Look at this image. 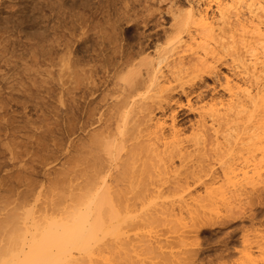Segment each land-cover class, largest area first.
Masks as SVG:
<instances>
[{"label": "bare ground", "instance_id": "bare-ground-1", "mask_svg": "<svg viewBox=\"0 0 264 264\" xmlns=\"http://www.w3.org/2000/svg\"><path fill=\"white\" fill-rule=\"evenodd\" d=\"M151 1H154V0H151ZM186 1L189 4V6L187 5L189 7L188 11L185 9L186 12H184L185 10L182 12L183 9L182 10L180 9L181 10V12H180V10L177 11L179 9L178 8L174 11L171 10V12H169L171 19H172V24H171V27L169 29L170 31H167V35L169 34L168 35L169 37L166 35L168 37L167 42L165 41L167 43L166 47H163V49L161 48L162 50L159 49L161 51L160 52L158 51L159 53H157L158 57L156 59H158V61H157L155 68L152 69V67H153L152 64L155 62V59L154 60L151 59L149 62L146 61V63L149 64V66L146 65L147 68L150 67V64H151V67L149 69L150 70L152 69L151 71L149 70L150 72H148V69L145 68L146 72L150 73V75H146V73L144 72L145 77L147 76L146 78L144 76H140V75H142V74H140L141 72H138V75H137V73H135L134 74V76L136 75L135 78H133V74H130L131 76H128V77L126 76L127 81L124 80V83H126L127 85L122 84V85H125L123 90H122L123 86L119 85L120 89L119 88L118 89L120 91L121 90L122 91H121V93H118L119 92L118 91L116 94L117 96L115 95L116 96L115 98H117V97H119V94H120V98L115 100V101L113 100L114 104L111 103V106H112L111 108L109 105H108L109 107H106V108H110V109L109 110L105 109L108 111V112L104 111V112H107V114L105 113L106 114L105 116L102 115L103 113L100 114V115H102V119L99 118V120L101 122L100 129H97V131H96L95 130L96 128H95L94 132L91 130L92 132L90 135H88L89 137L87 135L86 136L88 138L85 136L86 140L84 138L83 142L81 144H78V143H77V145L74 144V148H73L74 151L72 150L74 153H72L73 154L72 157L69 156V157H71V160H70V158H68L69 163L67 162L68 165L66 164L67 165V166H65L66 169H63V170H65L64 173L62 174L63 171L61 170L60 171L61 173L59 172L57 174L58 176H60L62 174L63 176L61 175L60 177H63V178L60 179V177L56 178L54 176V177H52V178H55V181L53 180L54 182L51 180L52 178L50 179L51 184H50L49 190H48L50 197L47 198L49 196V194L47 193L48 194V196L46 194L47 199L46 200L43 199V203L40 206L38 205V207H39L38 210H36L37 205L35 207L36 209L29 208V206L33 205L30 202H28V203L31 205H29L28 207H26V204H24V206H21L22 201H20V200L19 201L21 203L18 200L17 201L21 205L20 206L19 205L14 206L13 203H11V201L9 202V200H11V199L6 200L7 203H6V201H5V203H6V205L7 204L10 205L12 208L9 207L8 205H7L8 207L5 208L4 206H6V205L5 204L3 205L4 201L2 200L3 202H2V204H0L1 208L4 207L3 210L5 209V211L6 210L8 211L11 208V211L5 212L2 210V212L7 213V214L5 215L3 213L2 216L4 215L6 218L2 217L4 219L0 220V264H134V263L139 264L138 258H136L137 261L134 262L136 260L134 258V256L137 254L138 250H139L138 253L141 251L142 254L144 253L148 256L149 255L152 256L154 254L153 257H155V258L153 260H156V256H158V254H160L162 256L167 254L165 256L169 255V257H170L169 252L166 253L164 250L166 248H169V247L171 248L170 245L175 246V244L176 245L180 244L183 247L184 242L181 241L176 236L175 237L178 239V241L174 237H172L178 242V243H175L176 241H174L175 244L172 243L173 241H170L171 243H169L167 240H163L159 237L154 238V240H151V238H150V240H149L148 236L150 234L149 235L145 234V236L144 235L139 236L140 237L139 241H137L136 238L132 237L133 238L132 243L134 242V240L136 242H139L138 244L135 242L137 245L133 244V247L135 246L134 248H138V249H133V247L131 246V243L129 241L131 236L128 237L126 235V233H127L126 229L131 227V226L132 227L134 226L133 229H136L137 227H138L137 229H139V228L142 229V226L144 225V226H146V227H144V230H145L146 228L148 229V225H150V224H151L150 226L153 227V225H155V224L157 225V223H160V225L158 224L157 226H154V227L157 229L159 227H161V229H163L166 225L169 226L170 224L175 225V223H179L180 219H182V217L184 215L183 211L187 209L185 211V215L187 212L189 217H190L191 221L189 219L188 220L191 222V225L189 224V226L191 227L192 230L191 231L190 230L184 231V230H186L185 227L187 226V224H184V223L182 225L183 226L186 225V226L183 227L180 225L182 228L179 227L178 229L184 228V230H183L184 232L183 231L182 232L180 231V232L182 234L186 233V234H183L184 235L183 237L181 236L182 238H184V240L187 239L185 241V243L187 241L189 242L190 239L188 237H189V235H191L193 233L197 237H193L192 236L193 234H192L191 235L192 238H191V236H190V238L192 240L194 238H196L193 242H195V243L197 242L196 244H198V243H200L198 241H200L201 239L198 240L200 237H198V235H196V233L197 234L206 233L205 231H208V230H209V232L210 231L212 232V231H215L218 227L224 228L226 223L228 225L230 222L236 221L240 216L243 217L245 212H242L243 208H242V211H241V209H239L240 206H238V205H240V204H237V203L243 202L242 198L243 199L245 198L244 195L251 197L249 195L251 194L252 189L249 190L247 188V186H251L253 189H255L256 186H257V188H259L260 187L259 184L261 185V183H262V182L260 183L259 181L263 180V178H264V165H262L263 164L262 162H264V160L263 161L260 160V161H262L261 162L262 164H258L257 162L254 163L253 164L254 167H251V168H253V170L252 169L251 170L250 169L249 170L244 169L243 164H242V166H237L239 164L233 163L234 162L233 159H235L236 156H237V159H235V160L239 161V158L241 159V155H242V154H240V153H242L241 150H243V153L249 152V155L247 154L244 156V157L247 156L246 158H243V160L241 159L242 161H245L246 159L250 158V156L252 158V156L255 155L256 152H261L260 155L263 156V158L261 157V159H264V0H186ZM125 2L126 1H122V4H119V5H123V3L124 4L128 3V2L127 3H125ZM162 2H164V0L163 1L161 0V2H158V3H162ZM134 3H135V1H134ZM177 3L180 4V8H181V0H180V3L179 2H177ZM82 4H84V3L82 2ZM135 4H137V3H135ZM123 6H121V7H123ZM32 7H34V6H32ZM125 7H126V5H125ZM173 8L174 7H172V9ZM101 11H102V9H101ZM124 11H125L124 13L126 14V9ZM153 11H154V9H153ZM175 11H177V12H175ZM152 15H154V14H151V16ZM83 20H85V18ZM85 22H87V21L85 20ZM48 27H50V26H48ZM46 28H47V26H46ZM88 29H89V27H88ZM94 29H95V27H94ZM99 30H100V27H99ZM3 31H4V29H3ZM95 32H96V30H95ZM91 33L93 36V32H91ZM139 36H141V35H139ZM81 37H82V35H81ZM26 38H28V37H26ZM54 40H56V39H54ZM146 41H148V40L146 39ZM68 43H69V41L67 42V44ZM158 46H159V44H158ZM67 47H69V46H67ZM106 48H108V47H106ZM111 49H112V46H111ZM113 49H114V47H113ZM82 51H84V53H85L86 50L82 49ZM64 55H66V53ZM75 56H78V55H75ZM75 56L73 55V59ZM131 56H133V55H131ZM66 57H64V58H66ZM125 57H127V55H125ZM146 57H147V55H146ZM149 57H151V56H149ZM35 58H37V57H35ZM71 60H70V62L73 61V60L72 61ZM82 60H83V58H82ZM152 60L154 62L150 63V62H152ZM74 62H76V61H74ZM164 62L168 63V65L166 64V67H168L170 65V67H168V69L169 68L172 69V71H170V69H169L171 78L173 76H175L177 73L176 70H173V69H178L179 70L178 72L179 73L181 72L180 74L182 76L185 74L184 72H188L187 70L184 69V67L189 66L190 69L188 67L187 68H188V70H191L190 71L191 78L188 80V82H191V83L192 82L193 83L198 82L197 80H199V79L205 80V79H203L204 76H207V77L217 76V77H219L218 76L219 75L218 70L220 68L219 65H222L223 63L230 69L228 71L229 73H227L228 75L223 74L224 77H223V79H221L222 81L224 80L223 83L225 84V86H223V84H222V86L225 87V90H226L225 93H227V94H226V96H223V97H226V99L222 100L223 97H221L222 98V99L220 98L221 100L219 98L217 100H215L217 97H214L215 99H213L212 102H209L210 104L211 103L213 104V105H211V107L209 106L210 105L209 103H207L208 105L206 104L207 106L210 107V109L208 108L209 110L207 112L205 111L204 114H201V113H203L201 111H203L205 109L203 108V110H202L198 106L199 110H200L199 114H201V116H200L201 121H199L200 119L198 118L199 123L194 124V126L197 124V130L194 129V126H193L192 128L196 131H194L193 133L191 132L192 137L189 136V138L187 137L188 139H185L186 135L184 134V132H182L183 129L177 123V114L178 113H175V111H176L175 109L178 107V105L174 109L175 111L172 109V110H170L171 111L170 112L169 109L172 106H174L172 104L178 100L177 98H176L177 99L176 101L174 99V92L177 91V89L180 88L181 90L180 89L179 90L182 91V93L185 96H187L188 98L189 97L191 98V96L194 93L191 91H188V90H186V88H184V86L186 84L182 83L181 82L182 80L179 79V77L175 76V78L174 77L172 78L174 82H180V83H178V86H174V85H172V83H174V82H172L170 78L168 79L167 78L168 76L166 77L165 74H164L165 77L159 76V73L162 69L159 70L158 67L160 66V64L161 65H162V63L164 64ZM66 64L68 65V63H66ZM90 64H88V65H90ZM70 65L71 66L74 65V63L72 62V64L70 63ZM74 66L76 68V64ZM129 66H130V64H129ZM67 69H68L67 71H69L70 67L67 66ZM72 69H73V67H72ZM72 69H71V71H72ZM78 69H80V68L78 67ZM120 69H121V67H120ZM182 70H183V72H182ZM31 71H32V69H31ZM67 71H66V73H67ZM166 71L168 72V70H166ZM73 72H75V71H73ZM129 72H130V70H129ZM167 72H165V73H167ZM36 73H38V72H36ZM69 73H70V71L67 73V75ZM79 73L80 72L77 73L78 75L76 74L78 77H76V75H74V73H72V75L75 76V77L73 76L72 78H74L75 80L79 79ZM127 74H128V72H127ZM168 74H169V72H168ZM72 75H70V76H72ZM52 76H54V75H52ZM83 76H84V74H83ZM138 76H140V77H138ZM122 77H123V75H122ZM187 77H189V76H187ZM207 77H205V78H207ZM144 78L145 79L149 78V79H147V81H145ZM165 78L167 80H163V82H162L161 79H165ZM213 78H211V79L213 80ZM221 78H222V75H221ZM85 79H86V77H85ZM121 79H123V78H121ZM75 80L72 79V81H75ZM80 80H81V78H80ZM118 80L120 83L121 80L120 79H118ZM52 81H54V80H52ZM185 82L187 83L186 80H185ZM75 83H78V81ZM40 84H42V83H40ZM91 84H93V83H91ZM199 84H201V83H199ZM214 84H216V81L214 82ZM69 85H74V84H69ZM74 87H72V88H74ZM79 87H81V86H79ZM77 88H78V86H77ZM200 88H204V87H200ZM206 88L209 89V87H205V89ZM85 90H86V88H85ZM190 90H193V89H190ZM199 90H200L199 88H198V90H196L197 93ZM200 91L202 92L204 90H200ZM93 92H94V94L96 93L95 91H93ZM114 93H116V92H114ZM179 94H181V93H179ZM184 95H182V96H184ZM200 95H202V93ZM200 95H197V98L200 97ZM227 95H228V97H227ZM214 96H216V95L214 94ZM188 98H187V101L189 100ZM197 100L199 101L200 99H197ZM106 101H105V103H106ZM182 105H180L181 107L180 106L179 107L182 108ZM188 107L190 108V106H188ZM195 108L192 111L198 112V109L196 110ZM167 110L170 112L168 115H167ZM158 112H160L162 114V116L157 117L156 114H158ZM91 113L89 112L87 115L90 114L92 116L94 114V113H92V114ZM91 116L90 117L87 116V119L91 118ZM208 119L211 121L210 125L208 124L209 123ZM90 120H91V122L89 120H87V121L90 122L92 125H94L93 124L94 122L92 123L93 119H90ZM97 123L99 124L98 121H97ZM91 124H89V125L91 126ZM83 126H84V124H83ZM86 127H87V124H85V127H83V128H86ZM74 130H75V128L73 129V131ZM88 133H90V132H88ZM182 133L185 135L184 137H183ZM191 147L193 148V150H191V152H190L189 150ZM212 148L216 149L217 151L214 149L212 150ZM218 149L221 152H219ZM238 149H241L240 153H239ZM206 150H208V151L210 150L209 153L207 151L208 155L206 153ZM236 150L238 151L236 154L240 155V157L238 155H236L235 158L234 157L232 159L230 158V160H232V161H230L228 159L230 162H227V161L223 162L222 168L221 167L220 168L223 171L224 178L222 179L223 180L222 182L217 181V178H216L217 176L215 177V174H217L216 173L217 169L214 170L215 171V174H214V172L211 170L212 167L210 168L211 165L209 167H207L203 163V162H205L204 159H206L205 155L208 157L210 152H211V154H210V156H211V155H213L212 154L213 151H215V153L217 152L216 153L217 156H216V154H214L216 156L215 157L216 160L213 158L211 159V157H213V156H211V157L209 156L210 158L208 157V162L210 160L211 161H214V160L218 161L219 159L222 160V157H223L222 153L228 154V153L234 152ZM244 150H247V151L244 152ZM203 151L206 154H204ZM187 152L190 153L191 155L193 153L199 152V154L197 153L199 156H197V157L195 156V159L203 157V158H201L202 161L201 160L198 161V159H196L197 167L195 165L194 160H190V162L188 161L189 163L187 162V164L185 163V161H187L186 158L191 159L190 154H187ZM154 155L160 156L161 158L160 157L159 158L161 160L158 159L159 161L158 160L154 161L155 158H157L156 156L154 157ZM187 155H188V157H187ZM218 155L220 158L218 157ZM256 155L258 156V154H256ZM226 156H228V155H226ZM232 156H234V154ZM192 157H193V155H192ZM255 157L253 156V158H255ZM175 159H180V161H181V166L178 168H177V166H174V160ZM138 160L141 161L140 165H139V163L137 164ZM248 160L251 161V162H246L247 164L249 163L248 166L246 165V167L249 168L250 163L253 162L252 161L253 159L252 160L248 159ZM151 161L152 162L154 161L153 162L154 164L151 163ZM193 161H194V163H193ZM260 161H258V162L260 163ZM200 162H201V164H200ZM190 163H192V165L193 164L194 165L189 166ZM239 163H245V162L240 161ZM69 164H70V167H69ZM155 165H158V167L154 169L156 171V176L152 175V173L154 174V172L152 170H153V166H155ZM199 165H201V166H199ZM214 165H215V162H214ZM246 170H248V171H246ZM220 172H221V170H220ZM172 173H174V175H171ZM18 175L20 176V175H22V173L18 174ZM18 175H15V176H18ZM207 177H210V180L207 179V180H209L208 182L206 180ZM218 177H220V176H218ZM218 179H220V178H218ZM16 180L18 182V178ZM137 183H138V186L141 187L142 191L139 188H138L139 192L136 190L137 187L135 188V186ZM241 183H244V184H241ZM263 183H264V181H263ZM151 187H153V188H151ZM200 187L203 188L202 194L200 192L198 194V189ZM27 188H28V184H27ZM257 188H256V190H257ZM23 189L26 190L25 188H23ZM247 189L249 190V192ZM259 189L257 191L259 193V197L257 194V198H262L264 196V195L262 196L263 191L260 190L262 192L261 193L262 197H260ZM29 190L31 192V189H29ZM140 191H141L142 195H141ZM199 191H202V189ZM245 191H247L249 193V195H247V192H246V194H244ZM21 192H23V191H21ZM26 192H27V190H26ZM253 192H254V190H253ZM253 192H252V194H253ZM24 193H25V191L23 192V194ZM129 193L134 194L133 197L131 196V198H130L128 196ZM254 193H256V191ZM31 194L29 193L28 195H30V197H31ZM154 194H156V195H154ZM18 195L21 196L20 193ZM25 195L27 196V194H25ZM38 195H39L38 197H41V200H42V197L44 196V194H42V196H40L41 194H38ZM171 195H173V198L174 197L177 198V199L174 198V201H172L171 203H169V201H168V203L163 204L162 201L158 200V201H160V203L162 205H160V203H159V207L161 206V209H158L156 211L157 212L161 211V216H165V220H164V218H162L163 219V221H162L161 217L154 219L155 217L160 216L159 215L160 213L158 214V216H153V215H157L156 214L157 212L151 213V215L149 213H147V214H149L148 216H146V214H145L146 212H144V214H142L141 217L140 216H139V218L137 217L139 219V221L136 220V216L135 217L131 216V215H133L132 212L133 211L135 212V210H136L135 209L136 207L132 208L131 206L137 205L136 201H138L139 199L140 200L138 202L141 201V203H142V202H145V198H147L146 196H148V198H150V196H151V198L156 197V198H160L162 200L161 197H164V196L169 197ZM23 196L24 195L21 196L23 198L22 200H24V199L27 200L25 198L26 196H24V197ZM255 196H256V194H255ZM44 198H45V196H44ZM252 199H253V197H252ZM25 200H24V202H25ZM37 200L40 201V199H37ZM238 200H239V202H237ZM35 201H36V199H35ZM35 201H34V204H35ZM38 201H37V203L39 204ZM152 201H154V200H152ZM152 201H151V203H153ZM247 202H249V201H247ZM247 202H245V204ZM151 203L149 205H151ZM176 203H178L180 205L176 206L175 205ZM256 203H257V201H256ZM236 204H237V206H236ZM247 204H249V203H247ZM242 205H244V203ZM144 206H145V203H144ZM156 206H158V203ZM246 206L247 205H244L243 207H246ZM142 207H143V205H142ZM146 207H148V206H145V208ZM153 207H154V204H153ZM252 207H253V205H252ZM131 208L135 209V210L131 211L132 210ZM236 208L238 209V211L240 210L241 213H243V215H241V213H240V216H239L238 213L240 211L236 212V210H237ZM177 209L179 210V212H177ZM223 209L225 212L222 211ZM137 210L140 212V209H137ZM234 210H235V212H234ZM250 210L252 211V209H250ZM151 211H153V210H151ZM151 211H149V212H151ZM219 211L221 214L222 213H225V214L224 215L222 214L223 216H221L219 213H216ZM2 212H0V213H2ZM137 212H136V214H138ZM214 214H216V215H214ZM139 215H141V214H139ZM248 219L253 224L254 222H256L255 219H257V217L255 218L254 214H253V216L251 218H248ZM140 220L146 221L145 223H147L149 221V223H147L148 225L147 224L145 225L144 223H143V225H141V223H139V226L135 227V225H137L138 222H140ZM183 220L184 221H182V220L181 221L186 222L185 218H183ZM162 223L165 226L163 225V227H162L161 226ZM166 223H168V224H166ZM178 226H179V224L176 226V229ZM132 227L130 229L131 231H132ZM154 227H153V229H155ZM172 227L174 228V226H171L170 230L172 229ZM245 228H248V227H245ZM168 229L169 228L166 229V227H165V232H164V229L161 230L162 235L165 233L163 236L161 235L162 237L167 235V232L170 231V230L168 231ZM148 230H150V229H148ZM125 231H126V233H125ZM161 231L158 230V231H156V233L161 232ZM173 231H175V230H173ZM177 231H176V233H177ZM151 233H153V232H151ZM169 233H171V232H169ZM243 233H244V231H243ZM171 234H173V233H171ZM187 234H189V235H187ZM257 234H259V233H257ZM186 235L188 237H185ZM247 235L249 236L250 233H247ZM141 236H143V239H141ZM199 236H200V234H199ZM246 236L243 235V237H246ZM168 238H171L170 235ZM179 240H180V243H179ZM192 240L190 241L191 243L189 242L190 243L189 245H191V246L194 245L192 243ZM247 241H249V240H247ZM258 241L259 242L253 240V242H256V244L259 243L257 246H255L256 248L248 249L249 247L251 248V245H250L251 243L249 242L250 246L248 245L249 247H247V249L252 250V251L256 250V249L259 250V246H260L261 241L260 240H258ZM181 242H183V243H181ZM187 244L188 243L185 244V247L187 246V249H189ZM180 245H177V247H179ZM262 245L260 246V250H262L261 247L264 248V244H262ZM195 246H197V245H195ZM200 246H201V244H200ZM242 246H244V245L242 244ZM173 248H175V247H172V249ZM187 249L186 250L183 249V251L189 252V250H187ZM227 249H229V248H227ZM227 249H225V250H227ZM190 250H192V249H190ZM229 250H227V251H229ZM243 250H246V249L243 248ZM248 250L245 252H248ZM183 251H182V253H178V251L175 252V256H176L175 258H178L175 262L176 264H180L181 261L183 260V259H180V256L179 255L177 256L176 253L181 254V256L184 257V261H182V263L185 262V259L189 260V263L185 262L184 264H197V263L203 264V260L200 257H198V258H200L202 260V262H200V261L198 262L199 259L196 258L197 255H193L194 257L192 255H190L191 253H193L195 251H193V252L190 251L189 254H187V252H186V256H185V253ZM195 253L198 254V250ZM252 253L250 254L248 252V253H246L247 255L245 254L246 260L249 263H250L251 259H254L253 258L254 254H253V256H251ZM155 254H157V255H155ZM182 254H184V256ZM200 254H203V253H200ZM261 254L263 255V253H261ZM139 255L142 257L141 254H139ZM160 255L158 257L161 260L163 257L161 256L162 257L161 258ZM188 255L191 256V257L189 256L190 259L188 258ZM165 256H164V258L167 259ZM199 256H201V255H199ZM213 256L215 257L216 255L213 254ZM231 256H232V254L226 253V251L224 253L221 252V254H220V252H218V258L221 259V261H223L222 264H229L230 262L225 263V260H226L225 258H227V257L229 258ZM173 257H174V255H173ZM244 257L242 256L239 259H242V258L244 259ZM170 258L168 259V261L170 260ZM223 258L225 260H223ZM165 259L163 261L166 264V263H168V261H166ZM132 260H133V262H132ZM160 260H159V263H157V261H156V264H160L161 263ZM206 260H210V259H206ZM149 261H151V260H149ZM170 261H169V263H170ZM212 261L213 260L210 261L211 264H215ZM244 261H245V259L243 260V262ZM247 261H246V264H249ZM253 261H255V260H253ZM141 262H140V264H143ZM231 262H233V260ZM239 262H240V260H239ZM243 262L241 261L240 264L241 263L243 264ZM145 263H146V261H145ZM148 263L149 262L147 261L146 264H148ZM234 263H235V261L233 262V264ZM255 263L256 264L259 263L258 260H256ZM237 264H239V263H237Z\"/></svg>", "mask_w": 264, "mask_h": 264}, {"label": "rangeland", "instance_id": "rangeland-1", "mask_svg": "<svg viewBox=\"0 0 264 264\" xmlns=\"http://www.w3.org/2000/svg\"><path fill=\"white\" fill-rule=\"evenodd\" d=\"M47 1L46 0H0V57H1L0 58V204H2V202L4 201L3 205L4 204L6 205V203H7L6 200L11 199V200H9V202L11 201V203H13L14 206H17V205L20 206L21 205L20 201H22L21 206H24V204H26V207H28L29 205H31L28 203V202H30L33 204L32 205L33 207L29 206V208L36 209L35 207L37 205L36 210H38V208H39L38 205L40 206L43 203V199L46 200L47 198L50 197V194L48 192L49 186L51 184L50 181L51 180L55 181V178H52V177L55 176L56 178H59L64 173L65 170H63V169H66L65 166H67L69 163L68 158H70V160H71V157L73 155L72 153H74L73 152L74 151V149H73L74 144H76V145H77V143L81 144L83 142L84 138L86 140V137L88 135H90L92 131L94 132L95 128H96L95 129L96 131H97V129H100L101 122H100L99 118L102 119V115L105 116L107 114L108 111L105 109L109 110L112 107L111 103L114 104L113 100L115 101V100L120 98V94H119V97H117V98H115V97L117 96L116 95L117 92L119 91L118 93H121L124 86L127 85L126 83H124V80L127 81L126 76L128 77V76H131L130 74H133V78H135L136 75L134 76V74L137 73V75H138V72H141L140 74H142V75H140V76L145 77V73H146V75H150V73L146 72L145 68H147V66H149V64H147L146 61L149 62L151 59H153V60L155 59V62L153 60H152V62H150V63L154 62L152 64V66H153L152 69L155 68L157 61H158V59H156L158 57L157 53H159L163 49V47H166L167 38L169 37L168 36L169 34L167 35V31H170L169 29H170L171 24H172V19H171L169 12H171V10L174 11L178 8L179 9L177 11H179L180 9L181 10L183 9L182 12L185 9L187 11L189 9V7H188L189 4L187 3L186 0L185 1L181 0V8H180V4L177 3V2L180 3V0H166V1L164 0V2H162L163 4L158 3V2H161V0H154V1H151V0H122V1H126L125 3L128 2L127 4L123 3L124 6L119 5V4H122L121 0H47ZM134 1L137 4H135ZM82 2L84 4H82ZM125 5H126V7H125ZM32 6H34V7H32ZM121 6H123L126 9V14L124 13L125 9ZM172 7H174V8L172 9ZM158 8L159 9L161 8V9L159 10ZM101 9H102V11H101ZM153 9H154V11H153ZM181 10H180V12H181ZM186 10L184 12H186ZM177 11H175V12H177ZM151 14H154V15L151 16ZM84 18L87 22H85V20H83ZM46 26H47V28H46ZM48 26H50V27H48ZM88 27H89V29H88ZM94 27H95V29H94ZM99 27H100V30H99ZM3 29H4V31H3ZM95 30H96V32H95ZM90 31L93 32V36H92V33ZM81 35H82V37H81ZM139 35H141V36H139ZM26 37H28V38H26ZM54 39H56L57 41ZM146 39L148 41H146ZM68 41H69V43L67 44ZM90 44L91 45L93 44V45L91 46ZM158 44H159V46H158ZM67 46H69V47H67ZM111 46H112V49H111ZM106 47H108V48H106ZM113 47H114V49H113ZM82 49L86 50L85 53H84V51H82ZM159 49H161V50H159ZM65 53H66V55H64ZM73 55L74 56L78 55V56H75L73 59ZM125 55H127V57H125ZM131 55H133V56H131ZM146 55H147V57H146ZM149 56H151V57H149ZM35 57H37V58H35ZM64 57H66L67 59ZM82 58H83V60H82ZM69 59L73 60V61L72 60L71 61L74 63V65L76 64V68L74 65H72V66L70 65V63L72 64V62H70ZM74 61H76V62H74ZM65 62L68 63V65ZM88 64H90V65H88ZM129 64H130V66H129ZM166 64L168 65V63L164 62V64L162 63V65L160 64V66L158 67L159 70L162 69L159 73V76L165 77V75H166V77L168 76L167 78L168 79L170 78L172 82H174L172 79L173 77L174 78H175V76L179 77V79L182 80V81L181 80L180 81L182 83L186 84L184 86V88H186V90L194 93L191 96V98L190 97L188 98L187 96H185L182 93V91H180L181 90L180 88H179L180 90L177 89L178 92L177 91L174 92V99H175V101L178 99L179 101L177 100L176 102L177 103L179 102V103L177 104L174 101L176 104L173 103L172 104V105H174V106H172L173 108L171 107L169 109V111L172 109L174 110L177 105L179 107L180 105L183 104L182 108H180L181 107L180 106L179 107L180 109L178 107L175 109L177 112L175 110L174 111H175V113H178L177 114V123L183 129L182 132H184V134L186 135L185 139H188L189 136L192 137L191 134L197 130V124L195 126H194V124L199 123V121H201V118H200L201 114H204L205 111L207 112L210 109L211 105H213L212 103L210 104L209 102H212L213 99H215L214 97H217L215 99V100H217L218 98L220 99L221 97L226 96L227 93H225L226 90H225V87H223V86H225V84L223 83L224 80L222 81L221 79H223L225 74L229 73L228 71L230 69L223 63L226 67L223 64L222 65L225 68L222 65H219L220 66V68H219L220 71L218 70V72H219L218 76L219 77L215 76L216 77L215 78L213 76L215 78L214 79L213 77L204 76L203 79H205V80H202V79H199L200 81L197 80L199 83H201V84H199L198 82H194V83L188 82V80L191 78V76H190L191 70H188L189 66H187L188 68L186 66L184 67V69L188 71V72H184L185 74L183 73L185 76L184 75L181 76V74H180L181 72L179 73L178 69H173V70H176L177 73L175 76H173L171 78L170 71H172V69L169 68L170 69V71H169L168 67H170V65L168 67H166ZM66 65L68 67H70V69H69L70 75H72V73H74V75H76L78 72H80L79 73V79H76L78 81V83H75L77 81L74 78H72L74 75H72V76H70L69 74H68L69 76L67 75V73L69 71H67L68 69H67ZM142 66L143 67L145 66V67L143 68ZM72 67L74 70L72 69ZM78 67L80 69H78ZM120 67H121V69H120ZM150 67H151V64H150ZM150 67L147 68L148 72H150L152 70V69L151 70L149 69ZM31 69H32V71H31ZM71 69H72V71H71ZM129 70H130V72H129ZM166 70H168L169 74ZM66 71H67V73H66ZM73 71H75V72H73ZM36 72H38V73H36ZM127 72H128V74H127ZM165 72H167V73H165ZM182 72H183V70H182ZM83 74H84V76H83ZM220 74L222 75V78H221ZM52 75H54V76H52ZM77 75H76V77H78ZM122 75H123V77H122ZM186 75L189 77H187ZM140 76H138V77H140ZM85 77H86V79H85ZM120 77L123 79H121ZM205 77H207V78H205ZM80 78H81V80H80ZM209 78L210 79L213 78V80L212 79L210 80ZM72 79L75 81H72ZM118 79L121 80L120 83H119ZM147 79H149V78H147ZM147 79H145V81H147ZM52 80H54V81H52ZM161 80L163 82V80H167V79L165 78V79H161ZM185 80L187 81V83L185 82ZM215 81H216V84H214ZM40 83H42V84H40ZM91 83H93V84H91ZM178 83H180V82H174V83H172V85L178 86ZM69 84H74V85H69ZM122 84H125V85H122ZM222 84H223V86H222ZM119 85L123 86V87L121 86L122 87L121 91L119 90L120 89ZM77 86H78V88H77ZM79 86H81V87H79ZM72 87H74V88H72ZM200 87H204V88H200ZM205 87H209V89L208 88L205 89ZM85 88H86V90H85ZM198 88L200 90H204L202 92L199 90L202 93V95H200L201 93L199 91L197 93L196 90H198ZM190 89H193V90H190ZM93 91H95L96 93L94 94ZM114 92H116V93H114ZM176 92L178 94L179 93H181V94L178 95ZM214 94L216 96H214ZM182 95H184L185 97ZM197 95H200V97L197 98ZM227 97H228V95H227ZM187 98L189 99L188 101L190 103L187 101ZM196 98L200 99L199 100L200 102ZM225 99H226V97H223L222 100H225ZM105 101H106V103H105ZM207 103L210 104L209 105L210 107L207 106L208 105ZM108 105L110 106V108H106V107H109ZM188 106H190V108ZM198 106L202 110H203V108L205 109V110L201 111L203 113L199 114L200 110H199ZM193 107L194 108L196 107L195 109L196 110L198 109V112L192 111V110H194ZM88 111L90 113L91 112L94 113L93 114L94 116L93 115L91 116L89 114L91 116V118H89V119H87V116L90 117L89 115H87L89 113ZM104 111H107V112H104ZM169 111L167 110V115L171 112V111L170 112ZM100 114H102V115H100ZM156 115H157V117L162 116V114L160 112H158V114H156ZM198 118L200 119L199 121H198ZM90 119H93L92 123L94 122L93 123L94 125H92L90 123L91 122ZM87 120H89L90 122H88ZM97 121L99 122V124L97 123ZM208 122H209L208 124L210 125L211 121L209 120ZM83 124H84V126H83ZM85 124H87L86 128L87 129L89 128L88 130L86 128H83V127H85ZM89 124H91V126ZM193 126H194V129H196V130H194L192 128ZM73 127L75 128L74 131H73V129H74ZM88 132H90V133H88ZM184 134H183V137L185 136ZM191 148L189 150L190 152H191V150H193V148L192 149ZM213 149L214 148H212V150ZM214 150H216V149H214ZM238 150H239V153L242 151V153H240V154H242V155L244 154L243 156L241 155L242 160H243V158L247 157V156L244 157L245 155H247V154L249 155V152L243 153V150H241V149H238ZM204 151H203V153L206 154L208 150H206V153ZM209 151H208V153H209ZM245 151H247V150H244V152ZM219 152H221V151L219 150ZM237 152L238 151L236 150V151L228 153V154L222 153V155H223V157L221 156L222 160L219 159L220 157L218 155L219 160L215 161L216 160L215 157L217 156V154H216L217 152L215 153V151H213V153H212L213 155H211L213 157L210 156L211 152H210L209 156L211 157V159L213 158L215 160L214 161L210 160L208 162L209 156L207 157L205 155V158L207 160L204 159L205 162H203V163L207 167H209L211 165L210 168L212 167L211 170L214 172V174H215L214 170L217 169L218 172L216 171L217 174H215V177L217 176L216 177L217 181L222 182L223 181L222 179L224 178V174H223V171L221 169L223 162L232 161V160H230V158L231 159L233 157L235 158V156L238 155V154H236ZM197 153L199 154V152H197ZM197 153H193L192 154L193 157H192V155L187 152V154H190L191 159L186 158L187 161H185V163L187 164L188 161L190 162V160H194L195 165H196V159H198V161H200L201 158H203L200 156L201 158L195 159V156L196 157L199 156ZM208 153H207V155H208ZM260 153L261 152H256L255 155H253L254 157L256 156L255 158H253V156H252V158H251V156H250V158H248L250 160L253 159L252 160L253 162L250 163L249 168L246 167V165L247 166L249 165V163L247 164L246 162H251V161H249L248 159H246L245 161H242L239 158L240 155H238L239 161L235 160V159H237V156H236V158L233 159L234 160L233 163L239 164L237 166H242V164H243L244 169H248V170L252 169L253 170V168H251V167H254L253 164L256 162L258 164L263 163L262 165H264V162H262L264 159H261V157L263 158V156H261ZM214 154H216V156ZM225 154L228 156H226ZM233 154H234V156H232ZM256 154H258V156ZM69 156H71V157H69ZM155 156L156 155H154V157ZM156 157L157 158H155L154 161H157L158 159L161 158L160 156H156ZM187 157H188V155H187ZM260 160H262V161H260ZM138 161H137V164L139 163V165H140L141 161H139V162ZM179 161H180V159L174 160V166H177V168L181 166V161L180 162ZM194 161H193V163H194ZM240 161L245 162V163H239ZM258 161H260V163ZM153 162L151 161V163H153ZM214 162H215V165H214ZM200 164H201V162H200ZM193 165H192V163L189 164V166H193ZM199 166H201V165H199ZM69 167H70V164H69ZM157 167H158V165L153 166L152 171L154 172V174L152 173V175L156 176V171L154 169ZM196 167H197V165H196ZM61 170L63 172L61 175L59 174L60 176H58L57 174ZM220 170H221V172H220ZM248 170H246V171H248ZM21 173L25 178L22 175H20V176L18 175ZM15 175H18V176H15ZM171 175H174V173H172ZM218 176H220V177H218ZM17 178H18V182L16 180ZM61 178H63V177H60V179ZM218 178H220L221 180ZM207 179L210 180V177H207L206 180ZM209 180H207V182ZM263 181H264V178H263V180L259 181L260 183L262 182L261 183L262 186L259 184V186L262 189L259 186L258 187L260 189L257 188V186L255 187V189H253L251 186H247V188L249 190L252 189V192L254 190V192L256 191V193L253 192V194H252V192H251V194L249 195V193H248L249 190L247 189L248 192L245 191L244 194H246V192H247V195H249L251 197L244 195L246 199L245 198L243 199L241 197L243 200L242 203L239 202V200L237 201V202H239L237 204H240V205H238V206H240L239 209H241V211H242V208H243L242 212H245V214L243 215V213H241L240 210H239L240 211L239 212L237 208H236L237 210L236 209L235 210H236V212H239L238 213L239 216L241 213V215H243V217L240 216L236 221L230 222L228 225L226 223L227 226L225 225L226 227L224 226V228L218 227L215 231H212L213 233L211 231L209 232V230L205 231L206 233H199L200 236H199V234L196 233V235H198V237H200L198 240L201 239L200 241H198V242H200V243H198L199 245L196 244L197 242L196 243L193 242L196 238H194L193 240L191 239L192 236L193 237H197V236H195V234H193V233H192L193 235L191 234L192 236L189 235L190 234L189 232L192 229L189 226V224L191 225V222H190L191 220H190L188 213L186 212V215H185V211L187 209L183 211L184 215H183L182 219H180L179 223H175V225L170 224L169 226L168 225L165 226L162 223L161 226L163 227V225H164L166 227V229L169 228L168 231L170 230L171 226H174V228L172 227V229L175 231H173L172 229H171L172 231L171 230L169 231L173 234L166 231L167 235L162 237L165 234L164 233L165 227L163 228L164 234L162 235L161 230H163V229H161V227H159L158 229L154 227V226H157L158 224L160 225V223H157V225L152 224L153 227L155 228V229H153V227L150 226L151 224L150 225L147 224V223H149V221L147 223H145L146 221H142L143 220L142 218H141L142 220H140V222H138V224L135 225V227L139 226V223H141V225H143V223H144L145 225L146 224L148 225V229H150V230H148L147 228H146L147 230L146 229L144 230V227H146L144 225L142 226L143 230L140 228H139L140 230L137 229L138 227L136 229H133L134 226L133 227L131 226L132 231L130 230L131 227H129V228H127L129 231L126 229L127 233H126V231H125V233L128 237L131 236L129 241H130L132 247H133V244L135 245L136 243L137 244L139 243V242H136L135 240L132 243L133 238H136V240L139 241L140 240L139 236L140 235L145 236V234L146 235L150 234L148 236L149 240H150V238H151V240H154V238L159 237L163 240H167L169 243H171L170 241H173L172 242L173 244L178 243L177 238H179L181 241H183L184 242L183 247L180 244H177V245H180L179 246L180 248H179L175 244V246L170 245L171 248L169 247V248H166L164 250L166 253L169 252L171 258L169 257V255L165 256L167 254H165L163 256L158 254V256L160 255V257L162 256L163 258L165 256L167 258V259L164 258L166 261H168V259L170 258V260H171V261L169 260L170 263L168 261V263H166V264H176L175 262L178 258H175L176 257L175 252L178 251V253H182L183 249L186 250L187 249V246L185 247L186 243H188L187 245H188L189 249H187V250H189V252L190 251L197 252V250H198V254L193 252L190 255H192V256L197 255L196 258L199 259L198 262L199 261L202 262V260H203V264H205V263L211 264V262H210L211 260H213L212 262L215 264L216 263L222 264L223 261H221V259L218 258V252H220V254H221V252L224 253L225 251H226V253L232 254L231 257L225 258L226 260L223 258V260H225V263L230 262L229 264H233V262L235 261L234 264H237V263L240 264V262L241 261L243 262V260L245 259L243 264L244 263L246 264V261H247L246 260V255H247L246 253L249 252L251 254L254 251L255 253L253 252L251 255V256H253V254H254V257H253L254 259H251L250 263L248 261L247 262L249 264H256L255 262H256V260H258L259 263H257V264H263L264 263V248L261 247L262 250H260V246L262 244H264V217H263L264 216V201H263L264 200V196H263L264 195V187H263L264 183H263ZM27 184H28V188H27ZM241 184H244V183H241ZM23 188H25L27 190V192ZM135 188L137 191L139 189L142 191L141 187L138 186V183L136 184ZM151 188H153V187H151ZM256 188H257V190H256ZM29 189H31V192ZM201 189H202V191H199ZM258 189H259V191L260 190L263 191V194H262L263 197L261 196L262 192L260 191V197H262V198H257V194L259 197V193L257 192ZM21 191H23V192L25 191V193L23 194V192H21ZM141 191H140V193H141ZM199 192L202 194L203 188L200 187L198 189V194H199ZM19 193L21 196L22 195L26 196L25 194H27V196L25 198L28 201L24 199L25 200V202H24V200H22L23 198L18 195ZM29 193L30 194L32 193L31 194L32 198L30 197V195H28ZM47 193L49 194V196ZM38 194H41L40 196H42V194H44L45 198L43 196L42 200H41V197H38L39 196ZM46 194L48 196L47 198H46ZM255 194H256V196H255ZM133 195L134 194H132V193L128 194V196L130 198H131V196L133 197ZM141 195H142V193H141ZM154 195H156V194H154ZM146 197L147 198H145V202H142V203H141V201L138 202L140 200L139 199L138 201H136L137 205L131 206L132 208L136 207L135 208L136 210L140 209V212L138 210H137L138 211L137 212L135 209L131 208L132 209L131 211L135 210V212L134 211L132 212L133 215H131V216H133V217L136 216L137 221H139V219H138L139 216L141 217L142 214H144V212H146L145 214H146V216H148L149 214L151 215V213H156L157 212L156 210L161 209V206L159 207L160 201H162L163 204L168 203V201H169V203H171L172 201H174V198H176V197L173 198V195H171L169 197L168 196L161 197L162 200L160 198H156V197L151 198V196H150V198H148V196H146ZM252 197L254 200L252 199ZM35 199H36V201H35ZM37 199H40V201H38ZM151 199L154 201H152ZM17 200L18 201L20 200L19 201L20 203ZM33 200L35 201V204H34ZM158 200H160V201H158ZM5 201H6V203H5ZM37 201L39 202V204L37 203ZM151 201L153 203H151ZM247 201H249V202H247ZM256 201H257V203H256ZM245 202H247L249 204H247V203L245 204ZM144 203H145V206H148L149 208L148 207L145 208ZM150 203H151V205H149ZM157 203H158V206H156ZM243 203H244V205H247V206L243 207L244 206V205H242ZM153 204H154L155 208L153 207ZM237 204H236V206H237ZM7 205L4 207L5 208L8 206L11 207L10 205H8V206ZM142 205H143V207H142ZM160 205H162V204L160 203ZM175 205L179 206L180 204L176 203ZM252 205L254 208L252 207ZM4 207L1 208V206H0V212H2ZM11 208L8 211H11ZM150 209L153 210L154 212L151 211ZM178 209H177V212H179ZM250 209H252V211ZM235 210H234V212H235ZM3 211H5V209ZM8 211L6 210L5 212H8ZM149 211H151V212H149ZM220 211L216 212V213H219L221 216H223L225 213H222L223 214L222 215L220 213ZM222 211L225 212L224 209ZM136 212L138 214H136ZM3 213L4 212L0 213V217H1L0 220L4 219L2 217H5L4 215L2 216ZM147 213H149V214H147ZM4 214L6 215L7 213H4ZM139 214H141V215H139ZM156 214L157 215H153V216H158V214L160 216L155 217L154 219L161 217L162 221H163L162 218H164V220H165V216H161V211L157 212ZM253 214H254L255 218L257 217V219H255L256 222L253 223L254 225L248 219V218H251L253 216ZM214 215H216V214H214ZM241 217L243 219L244 218L245 219L243 220ZM183 218H185V221L187 223L182 222V221H184ZM183 223L187 224V226L186 225L185 226L187 228L188 227L189 228L187 229L185 226H183L182 225ZM166 224H168V223H166ZM176 224L177 225L179 224L177 229H176V226H177ZM180 225L185 227L186 230H184V228L178 229L179 227H181ZM245 227H248V228H245ZM158 230L161 232L156 233V231H158ZM183 230L184 231L190 230L188 232L189 234H187V235H189V237L187 235L185 237H188L190 239L189 242L192 240V243L194 245H192V246L189 245L191 242L189 243L188 241L185 243V241L187 239L184 240V238H182L184 236L183 234H186V233H183V234L181 233ZM176 231H177V233H176ZM243 231H244V233H243ZM151 232H153V233H151ZM247 233H250V235L248 236ZM257 233H259V234H257ZM169 235L171 238H168ZM243 235L244 236L247 235L248 237L247 236H246L247 238L243 237ZM190 236H191V238H190ZM172 237H174L177 241ZM141 239H143V236H141ZM246 239L249 241H247ZM180 240H179V243H180ZM253 240L257 241V242H259L258 240L261 241L260 246H259L260 251L258 249L253 250V251L248 250V249L256 248L255 246H257L259 244V243L256 244V242H253ZM174 241H176V242L174 243ZM183 242H181V243H183ZM200 244H201V246H200ZM242 244L244 246H242ZM249 244L251 245V248L249 247L250 246ZM195 245H197L198 247ZM224 245L227 248H229L230 250L227 249ZM134 247H133V249H138V248H134ZM172 247H175V248L172 249ZM247 247H249V248L247 249ZM243 248H245L246 250H243ZM190 249H192V250H190ZM225 249H227L229 251H227ZM242 250L244 252L248 250V252L244 253ZM138 251H137V254L134 256V258L135 259L138 258L139 264L142 260L143 261L141 263H143V264H146L147 261L149 262L148 264H156V261H157V263H159L160 258L158 256H156V260H153L155 258V257H153L154 254L152 256L151 255L148 256L144 253L142 254L141 251L138 253ZM183 252L185 253V256H186L187 251L186 252L183 251ZM189 252H187V254H189ZM200 253H203L204 255L200 254ZM261 253H263V255ZM139 254H141L142 257ZM213 254L216 256L214 257ZM155 255H157V254H155ZM173 255H174V257H173ZM176 255L177 256L179 255L180 259H183L182 261H184V257H182L181 254L176 253ZM182 255L184 256V254H182ZM190 255H188L189 259L191 257ZM199 255H201V256H199ZM242 256L243 257L245 256L244 259L243 258L239 259ZM198 257H200L202 260ZM162 259L160 260L161 263L165 264V262L163 261L164 259L163 260ZM206 259H210V260H206ZM144 260L146 261V263ZM149 260H151V261H149ZM232 260H233V262H231ZM239 260H240V262H239ZM253 260H255V261H253ZM136 261H137V259L134 262H136ZM182 261L180 264H184L185 262L189 263L188 259H185V262H183V263H182ZM132 262H133V260H132ZM136 264H138V263H136ZM197 264H201V263H197Z\"/></svg>", "mask_w": 264, "mask_h": 264}]
</instances>
